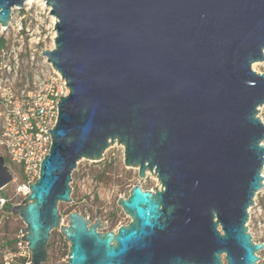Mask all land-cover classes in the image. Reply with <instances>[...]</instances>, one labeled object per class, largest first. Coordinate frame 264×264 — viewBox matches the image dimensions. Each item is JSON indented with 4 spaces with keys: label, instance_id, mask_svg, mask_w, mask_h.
Wrapping results in <instances>:
<instances>
[{
    "label": "water",
    "instance_id": "obj_1",
    "mask_svg": "<svg viewBox=\"0 0 264 264\" xmlns=\"http://www.w3.org/2000/svg\"><path fill=\"white\" fill-rule=\"evenodd\" d=\"M28 0H0V26ZM56 18L42 55L66 80L50 151L12 212L31 254L46 264L59 230L62 264H257L264 242L249 230L264 187V0H44ZM114 144L124 163L157 177L117 204V230L71 203L81 160ZM13 175L0 155V189ZM159 185V184H158Z\"/></svg>",
    "mask_w": 264,
    "mask_h": 264
},
{
    "label": "rangeland",
    "instance_id": "obj_2",
    "mask_svg": "<svg viewBox=\"0 0 264 264\" xmlns=\"http://www.w3.org/2000/svg\"><path fill=\"white\" fill-rule=\"evenodd\" d=\"M54 26L55 18L41 0L26 3L23 8H14L8 27L0 26V38L5 40V46L0 49V79L6 84H12L18 93L33 87L37 69L47 64L42 51L54 47ZM252 67L263 73L264 61L256 62ZM259 115L264 121V106L260 108ZM0 155L5 158L9 170L15 171L16 168L1 147ZM137 184L143 189L160 187L156 176L148 173L146 178L141 179L138 168L125 165L122 145L109 147L100 161L81 160L73 173V200L59 206L62 224H68V214L78 209L91 222L97 216L102 222L106 221L104 231L117 230L131 221L117 204L118 199L128 197L131 188ZM13 188L12 183L2 192L11 196ZM248 226L254 241L264 242V187L256 194L255 204L250 208ZM24 227L21 218L15 216L0 229V241L6 243L19 240ZM69 246L61 232L53 230L48 243L49 257L46 264H55L58 259L65 258ZM258 255L257 264H264V249Z\"/></svg>",
    "mask_w": 264,
    "mask_h": 264
},
{
    "label": "built area",
    "instance_id": "obj_3",
    "mask_svg": "<svg viewBox=\"0 0 264 264\" xmlns=\"http://www.w3.org/2000/svg\"><path fill=\"white\" fill-rule=\"evenodd\" d=\"M41 1L50 11L46 2ZM45 61L47 64L37 69L33 87L21 93L0 79V147L16 168L11 172L13 180L0 189V229L15 217L13 206L24 201L30 193L29 182L38 178L41 162L52 144V136L47 131L57 123L60 96L69 94L66 80L47 59ZM12 183L13 192L8 196L2 191ZM21 237L23 234L19 240L0 241V264L30 262L27 242ZM65 258L55 264L67 261V256Z\"/></svg>",
    "mask_w": 264,
    "mask_h": 264
},
{
    "label": "trees",
    "instance_id": "obj_4",
    "mask_svg": "<svg viewBox=\"0 0 264 264\" xmlns=\"http://www.w3.org/2000/svg\"><path fill=\"white\" fill-rule=\"evenodd\" d=\"M5 46V40L3 38H0V49Z\"/></svg>",
    "mask_w": 264,
    "mask_h": 264
},
{
    "label": "bare ground",
    "instance_id": "obj_5",
    "mask_svg": "<svg viewBox=\"0 0 264 264\" xmlns=\"http://www.w3.org/2000/svg\"><path fill=\"white\" fill-rule=\"evenodd\" d=\"M31 1H33V0H28L27 3L31 2ZM147 174H148V173H147Z\"/></svg>",
    "mask_w": 264,
    "mask_h": 264
},
{
    "label": "flooded vegetation",
    "instance_id": "obj_6",
    "mask_svg": "<svg viewBox=\"0 0 264 264\" xmlns=\"http://www.w3.org/2000/svg\"><path fill=\"white\" fill-rule=\"evenodd\" d=\"M149 173V172H148Z\"/></svg>",
    "mask_w": 264,
    "mask_h": 264
}]
</instances>
